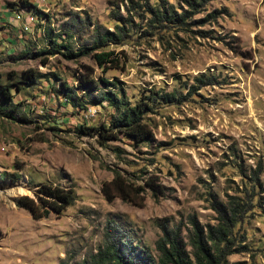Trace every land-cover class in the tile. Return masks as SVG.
<instances>
[{
	"label": "rangeland",
	"instance_id": "obj_1",
	"mask_svg": "<svg viewBox=\"0 0 264 264\" xmlns=\"http://www.w3.org/2000/svg\"><path fill=\"white\" fill-rule=\"evenodd\" d=\"M127 3L0 0V264H83L104 244L109 221L128 245L158 256L159 224L180 225L189 243L192 218L204 227L218 223L213 198L244 203L235 236L246 249L228 255V264H264V0H208L187 30L145 33L141 23L123 44L99 48L114 50L119 68L99 67L91 53L68 57L92 41L95 24L114 29L111 13L118 6L126 15ZM77 15L87 21L75 23ZM82 64L109 81L100 88L131 104L152 91H176L181 101L151 103L144 115L150 139L119 135L102 144L96 131L81 128L109 124L118 110L90 103L78 83ZM31 68L37 78L17 88ZM6 84L11 99L2 94ZM113 168L139 181L157 174L165 195L149 193L143 206L107 200L101 186ZM47 182L73 187L76 198L62 213L34 219L17 199L36 197Z\"/></svg>",
	"mask_w": 264,
	"mask_h": 264
},
{
	"label": "trees",
	"instance_id": "obj_2",
	"mask_svg": "<svg viewBox=\"0 0 264 264\" xmlns=\"http://www.w3.org/2000/svg\"><path fill=\"white\" fill-rule=\"evenodd\" d=\"M190 9L179 10L168 0H160L152 4L150 0H128L126 4V15L118 9L111 13V17L117 22L114 29L105 25L95 24L94 34L91 42L82 44L78 54L91 53L96 63L101 68H119L121 60L115 55L114 50H99L100 47L110 44H123L131 38L136 29H142L141 23H144L146 33L150 29H165L168 26H174L179 30H187L191 26L192 15L200 11L201 7L208 0H184ZM149 15V18H146ZM213 16V17H209ZM215 16L210 13L206 19H212ZM78 15L75 23L83 22ZM196 22V21H194ZM91 23V20H90ZM75 25V24H73ZM69 25L70 28L73 26ZM156 32V31H155ZM55 42L52 45L55 47ZM61 47V46H59ZM61 48H59L60 50ZM42 52H50L44 49ZM47 60L44 61L46 63ZM81 67L85 72L78 77V83L83 87V93L90 97V103L102 104L108 101L110 105L118 110V114L109 122L100 126H83L81 131L85 134H91L93 131L98 133L99 141L104 144L107 140L116 139L119 135H126L136 141H145L152 137L153 131L150 125L144 120V115L151 111L152 104L159 100L166 103H176L181 101L178 92L152 91V93L142 99L140 102L131 104L124 97H120L114 91L107 88H100L101 83H109L103 78L96 79L92 74L94 72L87 64ZM38 76V71L31 68L22 73L20 79L14 82L17 88L22 83L30 84ZM11 85L6 84L2 87V94L6 99L12 98ZM67 90L68 97L72 95L71 88L63 84ZM113 177L103 182L101 191L105 198L113 201L120 198L123 201L130 202L137 206H143L150 193L155 199L165 195V186L160 181L157 174L152 173L143 181L139 178H130L119 169L113 168ZM19 178V174L3 172L2 178ZM15 181V180H14ZM76 192L73 187L66 188L57 183H42L38 188L36 197L30 195H21L17 199V205L27 209L34 219L48 217L51 213H62L71 204L74 203ZM212 206L219 213L218 223L203 226L196 218H192L194 229L189 235V243L185 242L182 236L180 225L171 227L167 221L159 224L161 235L156 240V250L158 256H155L149 249L142 247H132L128 245L123 236H119L120 228L115 222L109 221L106 230L104 244L99 247L92 260H85L83 264H228L227 257L233 252H241L246 249L245 245L236 246L235 229L241 221L245 211L244 203L231 200L228 205H223L218 199L213 198ZM191 246V250L188 249Z\"/></svg>",
	"mask_w": 264,
	"mask_h": 264
},
{
	"label": "bare ground",
	"instance_id": "obj_3",
	"mask_svg": "<svg viewBox=\"0 0 264 264\" xmlns=\"http://www.w3.org/2000/svg\"><path fill=\"white\" fill-rule=\"evenodd\" d=\"M18 189L21 190L22 188L18 187ZM19 190H18V191H19Z\"/></svg>",
	"mask_w": 264,
	"mask_h": 264
}]
</instances>
